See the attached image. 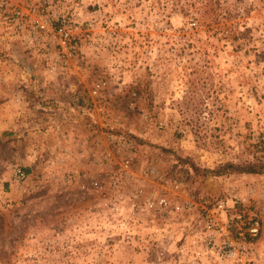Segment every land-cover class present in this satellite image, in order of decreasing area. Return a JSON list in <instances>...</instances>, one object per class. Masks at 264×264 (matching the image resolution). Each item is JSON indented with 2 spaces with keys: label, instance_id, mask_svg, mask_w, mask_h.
I'll use <instances>...</instances> for the list:
<instances>
[{
  "label": "rangeland",
  "instance_id": "rangeland-1",
  "mask_svg": "<svg viewBox=\"0 0 264 264\" xmlns=\"http://www.w3.org/2000/svg\"><path fill=\"white\" fill-rule=\"evenodd\" d=\"M0 3V264H167L133 202L229 193L264 264V0Z\"/></svg>",
  "mask_w": 264,
  "mask_h": 264
},
{
  "label": "built area",
  "instance_id": "built-area-1",
  "mask_svg": "<svg viewBox=\"0 0 264 264\" xmlns=\"http://www.w3.org/2000/svg\"><path fill=\"white\" fill-rule=\"evenodd\" d=\"M14 175L15 179L26 176L20 168ZM246 206L235 193L181 200L157 196L134 201L132 218L138 242L144 241L140 234L149 221L146 241L159 258L168 256L167 264H256L252 240L260 232V219ZM145 246L142 243L139 248Z\"/></svg>",
  "mask_w": 264,
  "mask_h": 264
},
{
  "label": "trees",
  "instance_id": "trees-1",
  "mask_svg": "<svg viewBox=\"0 0 264 264\" xmlns=\"http://www.w3.org/2000/svg\"><path fill=\"white\" fill-rule=\"evenodd\" d=\"M220 168L227 170L232 169L238 172H247V173H259L264 170V161L258 162H247V163H225L219 166ZM218 168L217 171L220 170Z\"/></svg>",
  "mask_w": 264,
  "mask_h": 264
}]
</instances>
